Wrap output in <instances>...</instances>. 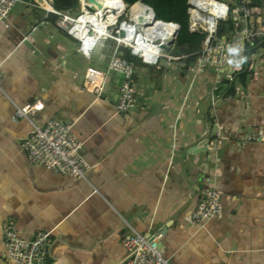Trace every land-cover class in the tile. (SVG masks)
I'll list each match as a JSON object with an SVG mask.
<instances>
[{
    "label": "crops",
    "instance_id": "crops-1",
    "mask_svg": "<svg viewBox=\"0 0 264 264\" xmlns=\"http://www.w3.org/2000/svg\"><path fill=\"white\" fill-rule=\"evenodd\" d=\"M23 3L25 10L14 11L16 5L7 22L0 20V256L4 222L15 218L23 238L53 231L42 264H127V222L159 236L171 264H264V42L249 52L253 75L234 97L216 89L234 82L242 67L234 79H220L212 68L193 79L168 50L157 66L139 59L138 105L121 112V72L112 73L101 97L85 79L99 45L107 70L116 41L103 38L84 51L59 18L51 21L55 11ZM12 101L36 105L41 123L76 122L92 165L88 179L29 161L21 144L32 125L12 120ZM217 124L221 142L199 151ZM208 185L221 191L223 213L194 224Z\"/></svg>",
    "mask_w": 264,
    "mask_h": 264
},
{
    "label": "built area",
    "instance_id": "built-area-1",
    "mask_svg": "<svg viewBox=\"0 0 264 264\" xmlns=\"http://www.w3.org/2000/svg\"><path fill=\"white\" fill-rule=\"evenodd\" d=\"M24 1L0 0V20L7 22L14 7ZM48 1L53 4L52 0ZM261 1V4H254L253 0H237L235 3L224 0H188L190 29L206 35L202 49L197 53L196 62L187 70L193 79L203 74L208 68L214 69L220 79L227 77L234 79L237 69L243 67L247 59L249 60L247 47L256 44L260 37H264V0ZM35 4L45 8L38 0H35ZM54 11L60 16L58 24L78 41L80 48L84 51H93L103 38L116 41V48L107 70L88 68L85 79L87 86L101 97L108 93L112 73L121 72L124 75L118 97V108L121 112H130L135 109L138 105V97L135 88V65L121 55L120 47H129L144 64L157 66L167 56V49L174 44L171 41L176 39L180 29L174 22L168 23L158 19L162 24H170L171 28L170 37L165 36V39L158 43L155 40L158 31L152 24L144 26L140 20L130 18L118 21L119 24L113 27H107L108 34H104V37L94 38L90 35L94 32L91 24L88 25L89 30L77 28V19L73 20L68 11ZM229 19L234 21L235 31L219 35V24ZM111 28H117L113 34L110 31ZM158 30L166 35L164 31ZM163 45H167L168 48H163ZM170 59H172L171 56ZM12 102L15 105L12 120L17 122L26 119L32 125L31 133L21 144L29 161L62 174L88 179L92 165L84 154V142L75 133L76 122L52 118L41 123L35 118L38 109L36 105L32 103L19 105L15 101ZM210 102L213 107H216L214 94ZM217 127L216 136L211 144L221 142L223 135L218 124ZM205 134L208 135L209 131H205ZM203 193L192 214L194 224H203L223 213L221 191L214 185H208ZM127 225V231L121 236L122 244L128 252L127 264H171L146 234L139 232L129 222ZM52 234L51 230H43L32 238H23L18 233L16 219H7L4 222L7 260L12 264L44 263L48 258Z\"/></svg>",
    "mask_w": 264,
    "mask_h": 264
},
{
    "label": "trees",
    "instance_id": "trees-1",
    "mask_svg": "<svg viewBox=\"0 0 264 264\" xmlns=\"http://www.w3.org/2000/svg\"><path fill=\"white\" fill-rule=\"evenodd\" d=\"M28 1V0H26ZM53 6L57 11H68L71 12L80 5L81 0H52ZM124 3H127L129 6H134L139 3H144L150 7L153 8L157 18L159 20L165 21V22H174L179 25L180 29L178 32V35L175 39L174 44H172L169 49H179V57L180 60L184 63V70H188V68L193 65L197 58H198V52L201 51L203 43L206 39V35L203 32L199 31H192L190 29L189 25V5L188 0H122ZM254 4H261V0H253ZM122 13L121 15H123ZM54 18L51 19V21L56 22L59 18V15L56 13H52ZM119 15V17L121 16ZM218 34H228L235 31V23L232 19H229L228 21L221 22L218 26ZM264 42V37H260L256 44L249 45L247 47V54L251 51H255L257 47L260 46L261 42ZM256 47V48H255ZM125 49L129 50V55L126 56L122 55L126 59H128L130 62H133L136 68V62L133 59V57L139 59L136 57L129 47H123ZM122 49V47H121ZM120 49V50H121ZM253 63L246 60L244 66L237 71V76L234 82L229 83L228 88V96H236V82L239 78L240 84H243L244 86L248 85V81L250 80V77L253 75ZM231 82V81H229Z\"/></svg>",
    "mask_w": 264,
    "mask_h": 264
},
{
    "label": "bare ground",
    "instance_id": "bare-ground-1",
    "mask_svg": "<svg viewBox=\"0 0 264 264\" xmlns=\"http://www.w3.org/2000/svg\"><path fill=\"white\" fill-rule=\"evenodd\" d=\"M38 1H40V3H42L48 10L54 11L55 8L48 0ZM86 2L88 5H92L94 3V0H87ZM96 2L99 5V8L97 9H94V7L93 9L86 7V9L84 7L83 13L77 18L78 24L76 27L89 30L88 25L91 24L94 27V32L90 33V35L94 37V34L97 33L99 37H104V34H108V31L106 29L109 26L106 20L107 15L110 14L112 17H114L116 15H119L120 13H123L126 8V3H124L122 0H97ZM130 7L132 19H136V21L140 20V22H142L144 26L152 24L153 27L157 29L158 32L155 35V40L158 43L161 42L162 39H165V36L170 37V24H162V22L158 21V19H155L154 14L149 7L145 6L142 3ZM155 23H157V25H154ZM158 29H160V31H164L166 35L161 34Z\"/></svg>",
    "mask_w": 264,
    "mask_h": 264
},
{
    "label": "rangeland",
    "instance_id": "rangeland-1",
    "mask_svg": "<svg viewBox=\"0 0 264 264\" xmlns=\"http://www.w3.org/2000/svg\"><path fill=\"white\" fill-rule=\"evenodd\" d=\"M87 0H81L80 1V5L77 7V9H75V10H73V11H71V12H69V15L73 18V20H75V19H77L78 18V16H80L82 13H83V9H84V7L86 8V7H89V5L87 4V2H86ZM93 1V0H92ZM97 0H94V3L93 2H91V3H93L92 5H93V7H94V9H97V8H99V5H98V3L96 2ZM224 1H228V0H224ZM232 1V3H235L237 0H231ZM53 5V4H52ZM132 6V5H131ZM90 8V7H89ZM131 7L129 6V5H127V3H126V8H125V11L123 12L124 14L123 15H121L122 13H120L119 15H121L120 17H119V15H116V16H114V17H112L110 14H108L107 15V17H106V20H107V22H108V25L109 26H111V27H113V26H115L116 24H119L118 23V21H124V20H129L130 18H132V15H131V13H130V9ZM26 9V7H25V3H23V2H20V3H18L17 4V6L15 7V9H14V11H22V10H25ZM87 9V8H86ZM59 18H60V16H59ZM120 19V20H119ZM108 26V27H109ZM54 28V27H53ZM55 28H57V27H55ZM58 29V28H57ZM117 28H111L110 29V31H111V33L113 34V32L116 30ZM55 30V29H54ZM96 37H99L98 36V34L96 33V34H94V38H96ZM99 38H102V37H99ZM104 39H107V40H111L112 41V39L111 38H104ZM103 50V48L101 47V45H99L98 47H97V49H95V54H94V60H93V68H96V69H100V70H105L106 69V67H105V64H101L99 61H98V56H99V52L100 51H102ZM168 53H170V56L172 57V59H170V61H172V62H178V60L179 61H181L182 62V60H180V57H179V53H180V50L179 49H169L168 50ZM129 55V54H128ZM166 55H168V54H166ZM179 57V58H178ZM133 59L135 60V62L136 63H138V65L141 63L140 61H139V59H137V58H135V57H133ZM169 60V59H168ZM109 64V63H108ZM114 73V72H113ZM120 76L123 78V75H121L120 74Z\"/></svg>",
    "mask_w": 264,
    "mask_h": 264
},
{
    "label": "water",
    "instance_id": "water-1",
    "mask_svg": "<svg viewBox=\"0 0 264 264\" xmlns=\"http://www.w3.org/2000/svg\"><path fill=\"white\" fill-rule=\"evenodd\" d=\"M141 3H142V2H141ZM142 4H144V3H142ZM144 5L147 6V7H149V8L151 9V11H152L153 14H154V18L157 19V16H156V14H155L153 8L150 7V6H148V5H146V4H144ZM89 7H90L91 9H93V6H92V5H89ZM171 42H175V39H173ZM163 48L167 49L168 46H167V45H163ZM250 57H251V53H248V58H250ZM238 84H239V78H238V82L236 83V86H238ZM226 88H227V89L229 88V85H228V84L221 85L220 87H218V88L216 89V93H218V92H220V91H222V90H224V89H226ZM217 128H218L217 125H215L213 131L211 132V134H210V136H209V138H208V140L206 141V144H205L204 147H202L199 151H206V152L209 151V145L211 144L212 140H213V139L215 138V136H216ZM196 150H198L197 145H194V146H192V147L190 148V152H194V153H195ZM148 237L151 239L152 243H153L154 245H156V246L160 249V251L162 252L161 245H160V243H158L159 236L154 237V236L151 234V235L148 236ZM162 253H163V252H162ZM0 264H12V263H10V262L7 260L6 256H0Z\"/></svg>",
    "mask_w": 264,
    "mask_h": 264
},
{
    "label": "clouds",
    "instance_id": "clouds-1",
    "mask_svg": "<svg viewBox=\"0 0 264 264\" xmlns=\"http://www.w3.org/2000/svg\"><path fill=\"white\" fill-rule=\"evenodd\" d=\"M158 19V18H157ZM165 22V21H164ZM169 23V22H168ZM168 50V49H167Z\"/></svg>",
    "mask_w": 264,
    "mask_h": 264
}]
</instances>
